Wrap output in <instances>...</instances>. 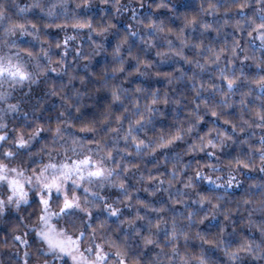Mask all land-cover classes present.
<instances>
[{"label":"snow or ice","instance_id":"1","mask_svg":"<svg viewBox=\"0 0 264 264\" xmlns=\"http://www.w3.org/2000/svg\"><path fill=\"white\" fill-rule=\"evenodd\" d=\"M153 2L156 9L172 7L166 0ZM101 3L102 13H107L109 6L115 10L105 26L94 27L90 17L78 19L74 25L102 38L99 43L91 41L95 47L88 55L80 48L74 50L84 60L107 52L109 33L117 37L111 53L112 72L108 73L106 62L104 79L95 82L108 89L111 99L104 111L87 112L89 100L93 109L98 102L86 90V77L69 72L66 61L70 42L76 36L56 39L55 47L62 48L63 54L59 67H54L57 62L50 54L51 40L49 47H44L38 25L28 19L30 10L36 9L41 19L54 21L61 14L66 16L64 0L59 2V11L56 3L45 5L40 0L15 4V15L21 19H15L9 11V0H0V218L9 214L18 217L12 239L24 248L16 264L264 261V180L249 185L245 189L249 198H241L245 223L252 232L237 233L234 227L237 220L232 214L239 211L240 204L236 209L225 207L229 190L241 184L239 176L245 169L256 168L258 160V171L264 173V0L209 4L213 14L221 7H234L239 17L225 18L222 24L214 21L217 36L222 27L231 24L234 31L259 39V56L256 49L249 55L248 48H242L235 39L230 44L205 43L204 33L213 29V23L208 22L202 24L199 41L190 42L181 28L179 46L169 39L167 50L160 51L154 38L167 26L147 11L152 4L145 0ZM91 7L90 0H84L83 8ZM141 9L146 10L143 15ZM125 14L123 28L112 22ZM224 16H229L228 11ZM188 23L195 30V17ZM22 36L40 41L39 52L32 50V41L22 46ZM154 49L157 59H147ZM249 60L256 66L255 75L245 70ZM170 61L187 69L180 66L156 71L155 77H162L167 84L162 91L153 86L152 70ZM83 68L87 70L89 64ZM50 72L67 76V83L57 86L51 81L48 87ZM134 74L137 82L126 87L125 80L131 84ZM77 78L84 91L75 87ZM42 84L45 87L39 88ZM69 86L72 91H65ZM52 97L59 98V105L51 102ZM209 112L214 119L206 121ZM165 117L171 121L167 125ZM221 119L223 124L219 123ZM257 129L261 133L258 137ZM182 143L184 148L180 147ZM229 148L239 151L225 163L222 157ZM189 153H203L204 167L222 174H208L199 161L192 171V159L184 161ZM212 160L216 163L209 162ZM134 161H142L144 169ZM203 181L209 187L196 190ZM145 182L147 186L141 188ZM174 184L183 187L174 189ZM141 190L149 193L148 199L140 197ZM157 193L167 195L156 198ZM126 209L131 210L128 215ZM219 215H223V221L209 223L217 229L212 233L215 238L209 239L208 232L197 230L194 236L201 243L198 250L190 247L192 230L199 229L209 217L216 221ZM239 219L244 220V216ZM216 250L222 252L225 261L214 258Z\"/></svg>","mask_w":264,"mask_h":264},{"label":"trees","instance_id":"2","mask_svg":"<svg viewBox=\"0 0 264 264\" xmlns=\"http://www.w3.org/2000/svg\"><path fill=\"white\" fill-rule=\"evenodd\" d=\"M33 3V0H30ZM47 0H40L42 4H46ZM52 2L53 0H49ZM56 4L60 2V0H55ZM25 2V0H9V3L12 5V7L9 8V11L13 13L15 19H21V17H18L15 15V4L22 5ZM122 3H126L127 0H121ZM138 2V0H137ZM155 2H159V0H155ZM167 3H169L172 7L171 8H160L156 9L155 4L153 0H145L146 4H152L151 9H147V11L151 13H155V16L153 18L156 19H163L166 23V30L163 33H160L158 37H155L154 40L157 43V49L160 51H166L167 50V40L171 39L174 41L176 46H179V39H177L178 36H180V29L184 28L183 36L187 37L189 41H199L200 32L202 28V24L204 22L213 23L214 21H219L220 24L223 23V19L225 18H234L239 19L238 16L235 15L236 9L234 7L225 9L221 7L215 14L209 9V4H216V3H222L223 0H166ZM64 3L66 5V11L67 15L61 14L58 19L56 20H48V19H41L39 10H33L30 11V14L28 15V19L32 20L34 23H36L40 29V37L41 41H43L44 47H49V41L51 40V56L54 61L58 63L60 57L63 54V49H57L55 47L56 39L59 38L60 40L63 39L65 35H74L76 36V39L72 42H70V46L68 48V57L66 58L67 66L69 68V72L74 73L77 77L84 76L86 77V90L88 91L89 95L94 97V99L98 102V106L96 109H93L91 107L93 101L89 100L88 104L89 107L86 109L87 112L90 111H97L102 112L105 110V106L108 101H110L111 97L109 95V91L106 88L101 87L100 85L96 84V81H100L104 79V67L107 62L108 67L107 71L110 74L112 72V68L114 65H112V48L117 42V37L109 33L107 35V52H101L99 55H95L90 61L84 60L83 57L79 56L74 50L76 48H80L85 55H88L92 52V49L95 47L91 43L92 40H96L98 43L102 42V38L98 36L95 32L89 33V30L87 28H76L74 25L77 23L78 19H84L86 17L92 18L93 26L96 28L103 27L106 25L108 19H111L113 16H115V10L109 6V10L107 13H102L101 8L104 7V5L101 3V0H90V3L92 5L90 10H86L83 8L84 0H64ZM80 4L81 7L77 8V5ZM202 6L203 9L202 10ZM59 11V6L57 8ZM146 10L141 9V15L144 14ZM228 11L229 16L225 17L224 12ZM104 16L103 23L101 22V17ZM193 17H195V30H193V25L189 24V21L193 20ZM127 21V14L116 17L112 20L113 23H116L118 27L123 28L125 26V22ZM147 24V21H145ZM49 25V27L45 28V25ZM56 25H61V27H56ZM218 25L213 23V29H209L204 33V39L205 43L208 42V40H211L213 44H225L231 43L232 40H237L240 42L242 48L247 47L248 48V54L251 55L252 50L256 49V55L259 56L261 53L259 51V45L260 41L259 39L252 40L249 38L246 34V32L241 33L239 30L233 29V26L231 24L222 27L220 29V35L217 36L216 31L214 30ZM139 27V26H138ZM172 29L171 32H168L167 29ZM89 36H91V39H89ZM22 46H28L27 42L21 43ZM41 46V42L37 41L35 43H32V50L35 52H39ZM157 49H154L152 52L148 54L146 57L150 60L157 59L155 57V51ZM185 52L187 55L191 56L192 52L189 49H185ZM144 58V57H142ZM178 59V58H177ZM242 59V57H241ZM89 64V68L86 70L83 68L84 64ZM249 67H246V71L250 75H255L257 69L255 64L252 63L251 60L246 62ZM180 66H184L187 69L186 65H177L169 62V64L163 65L160 69L153 68L152 75L153 80L155 81L153 83L154 87H159L162 91L167 87L166 81L161 78L155 77L156 71H172L173 68H178ZM126 67H130V65H126ZM95 73V75H92ZM126 75V74H124ZM207 75V74H206ZM124 76L121 75L120 79H123ZM138 77L136 74H134V77L132 78L131 84L128 80H125V86L131 87L137 82ZM51 81H55L57 86L61 82L67 83V76H64L62 73L59 74H49V84L48 87L51 86ZM116 83H119L120 80L118 79L115 81ZM74 85L76 88H80L82 91L85 90V87L81 85V82L79 78H77L74 81ZM36 87V86H34ZM45 85H40L39 88H44ZM255 87V86H253ZM65 91H72L71 86H69L68 89H65ZM258 95V93H256ZM191 97L189 96V99ZM236 99H239V90L237 92ZM252 97H249V100H252ZM51 102L55 103L56 105H59L60 101L58 97H52ZM48 111L55 116V112L51 107L48 108ZM204 114V113H202ZM214 119L211 116V113L206 114V121H210ZM170 119L168 117L164 118V124L167 125L170 123ZM220 124H223V119L219 121ZM159 127V125H158ZM77 131L79 130V124L77 125ZM206 130V129H205ZM260 130H256V136L258 137L260 135ZM149 135H152V133H149ZM187 139V138H186ZM181 148H184V144L182 143L180 145ZM258 147V145H257ZM131 151V150H130ZM239 151V148H229L225 150V154L223 155V160L225 163L228 159L231 158L232 155H235ZM218 155H221L218 153ZM189 159H192V171L196 169V162L199 161L200 165L204 167L206 158L203 153H189L184 156V161H188ZM211 163H216L215 160L209 161ZM134 163H139L141 169H144V164L142 161H134ZM148 167L151 168L152 164L149 163ZM169 169L171 168V165H168ZM259 168V161H256V168L254 169H245L243 174L239 176V179L241 181V184L239 186H233V189L229 190L228 193V201L225 204V207L228 209H236L237 204H240L239 211H233L232 218L237 220L236 225L234 226L237 230V233L243 232L245 235L249 234L253 230L248 229L247 225L245 223L247 216L246 211L242 203V197L243 198H249L246 196L245 189L249 187V185H253V182H259L261 180H264V173L258 171ZM204 170L211 175H221L222 173H212L211 170L207 167H204ZM161 172L164 171V168L160 169ZM154 176L158 175V173L153 172ZM145 175H147V172H145ZM144 186H147V182L144 183V185H141V188ZM174 189L176 187L182 188V184H174ZM208 186L207 181H203L197 185V189L199 191H204ZM115 194V193H113ZM140 197L143 199H148L149 193L141 192L139 193ZM164 195L166 196V193H157V197ZM193 199H195V196H193ZM225 203V202H221ZM131 212V210H125V215H128ZM244 216V220H240L239 217ZM18 217L15 214H9L4 218H0V262L2 264H15L17 259L12 258L9 254L14 245L16 244L15 241L12 239L13 235V227ZM224 217L223 215H219L217 217L216 221H211V218L209 217V220H206L203 224L199 226V229H193V239L191 240L190 247H192L194 250H198V246L201 243L198 238L194 236V233L199 230L201 232H208L209 233V239H214L215 237L212 235V233H215L217 229L215 227H210L209 223L215 225L219 221H223ZM114 227V225H113ZM228 231H232V227L230 226L228 228ZM17 234H19V231H17ZM29 239H32V237H29ZM206 247H208L206 245ZM214 258L217 261L223 262L226 260V257L223 256L222 252L219 250H216L212 253ZM245 264H248V260H245ZM255 264H264V261L255 262Z\"/></svg>","mask_w":264,"mask_h":264},{"label":"rangeland","instance_id":"3","mask_svg":"<svg viewBox=\"0 0 264 264\" xmlns=\"http://www.w3.org/2000/svg\"><path fill=\"white\" fill-rule=\"evenodd\" d=\"M50 3H56L55 0H53L52 2H50L49 0L46 1V4H50ZM24 4H32V1L30 0H25V2L21 5L23 6ZM45 4V5H46ZM57 5L59 6V4L57 3ZM30 11H33V10H30ZM29 41H32V43H35L37 41L33 40V38L31 36H22L21 37V43L23 42H29ZM68 57V56H67ZM66 57V58H67ZM54 67H59V64L58 63H54L53 65ZM49 74H59V73H53V72H50ZM48 74V75H49ZM24 246L23 245H18V242H16V244L14 245L12 251L9 253L11 255L12 258H15V259H19L20 256L22 255V250H23ZM1 259V258H0ZM12 264V263H11ZM16 264V262H15Z\"/></svg>","mask_w":264,"mask_h":264},{"label":"clouds","instance_id":"4","mask_svg":"<svg viewBox=\"0 0 264 264\" xmlns=\"http://www.w3.org/2000/svg\"><path fill=\"white\" fill-rule=\"evenodd\" d=\"M0 264H2V262H0Z\"/></svg>","mask_w":264,"mask_h":264}]
</instances>
